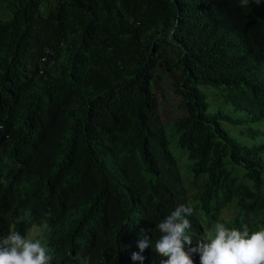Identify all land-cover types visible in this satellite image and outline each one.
<instances>
[{"label":"trees","instance_id":"obj_1","mask_svg":"<svg viewBox=\"0 0 264 264\" xmlns=\"http://www.w3.org/2000/svg\"><path fill=\"white\" fill-rule=\"evenodd\" d=\"M189 203L193 247L204 218L264 228V0H0V238L35 224L50 264H158L156 225Z\"/></svg>","mask_w":264,"mask_h":264},{"label":"clouds","instance_id":"obj_2","mask_svg":"<svg viewBox=\"0 0 264 264\" xmlns=\"http://www.w3.org/2000/svg\"><path fill=\"white\" fill-rule=\"evenodd\" d=\"M249 0H241L247 6ZM194 208L181 204L156 227L161 233L155 240L144 232L138 241L140 252L150 246L159 257L158 264H195L193 255L198 254L200 264H264V228L250 232L247 226L242 230L226 227L217 221L212 229H203L199 243L192 246L189 229L192 227L189 217ZM42 228L33 224L21 231L11 226L6 237L0 238V264H50L49 245ZM36 233L37 235L33 234ZM132 260H144L139 253L132 254Z\"/></svg>","mask_w":264,"mask_h":264},{"label":"rangeland","instance_id":"obj_3","mask_svg":"<svg viewBox=\"0 0 264 264\" xmlns=\"http://www.w3.org/2000/svg\"><path fill=\"white\" fill-rule=\"evenodd\" d=\"M166 81H164L163 86H162V90L164 92V94L166 95V98H162V94L158 93L159 96V101L161 102V116L162 119L165 123L169 122L172 118H178L183 114V111L180 110L179 105H180V101L179 99L176 97V95L174 94V89H173V82H172V78L171 75L168 74L165 78ZM201 89L205 92V94L208 97V101L211 105V109L212 111H217L219 110V107L222 106V109L224 110V112H226V110H228V113L233 114V111L231 109V107H229L227 104L224 103V100L222 97H218L216 98L214 95L216 94H220V91L213 89L211 87L208 86H202ZM215 91V92H214ZM216 93V94H215ZM223 126L229 130L232 131V134L235 137H239L240 136V131L243 129L242 127H235L232 126L228 123H223ZM171 150L173 151V153L176 155V157L179 160V167L181 168V174L183 176V178H187L189 176L188 172H187V165L188 160L186 158V154L183 153L182 150H180L179 148H175L174 147V143L171 146ZM186 187L188 188V192H189V197L192 201H194L196 199V197H198V194L200 192V190H197L196 185H189L186 182ZM195 204V202L193 203ZM233 213L232 210L228 209L225 210L224 213L221 215V217L226 218V219H230L232 217ZM204 223V228H207L209 230L212 229V226L216 223L213 221H210L206 218H204L203 220ZM41 233H43V231H40ZM34 235H37L36 233L33 232ZM204 234V233H203Z\"/></svg>","mask_w":264,"mask_h":264}]
</instances>
